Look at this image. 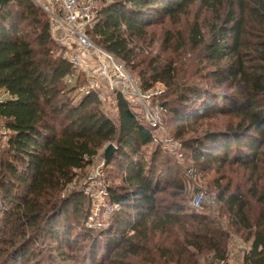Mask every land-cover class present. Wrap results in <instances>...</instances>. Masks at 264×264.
I'll return each instance as SVG.
<instances>
[{
  "label": "trees",
  "instance_id": "trees-1",
  "mask_svg": "<svg viewBox=\"0 0 264 264\" xmlns=\"http://www.w3.org/2000/svg\"><path fill=\"white\" fill-rule=\"evenodd\" d=\"M109 1L89 38L129 73L137 58L131 44L145 35L152 21L172 19L196 2L217 11L221 20L220 10L226 7L222 26L211 41L205 44L196 25L190 44L192 49L202 47L205 59L216 66L214 77L233 92L220 102L211 92L186 85L178 100L199 102L194 119L222 115L237 120L227 132L206 131L193 140L192 158L201 166L237 165L249 173L251 187L245 193H229V188L219 192L214 203L215 208L221 206L218 217L174 203L158 204L156 195L165 188L153 174L166 165L154 160L146 166L142 160V150L155 140L152 130L120 96L115 101L117 124L101 114L95 95L76 100L74 87L65 83L71 66L53 50L46 14L29 0H5L0 5V119L11 135L0 153V213L9 228L0 230V264L32 259L33 246L44 237L51 238L62 257L63 245L69 252L76 250L71 223L81 215L85 199L72 192L63 197L62 192L107 144L116 150L105 166L122 161L125 181L133 189L126 193L107 189L109 202L119 209L91 242L93 264L99 252L100 264H123L128 257L147 264H200L201 259L225 263L230 229L247 233L244 264H264V0ZM174 73L171 64L142 70L141 87L149 90ZM179 118L187 122L184 116ZM249 192L260 205L257 219L246 198ZM130 199L135 201L130 207L134 215L125 211ZM222 209L228 229L218 220ZM156 233L159 239L149 247ZM90 239L86 236L83 242ZM62 260L66 264L72 259Z\"/></svg>",
  "mask_w": 264,
  "mask_h": 264
},
{
  "label": "rangeland",
  "instance_id": "rangeland-1",
  "mask_svg": "<svg viewBox=\"0 0 264 264\" xmlns=\"http://www.w3.org/2000/svg\"><path fill=\"white\" fill-rule=\"evenodd\" d=\"M102 3L105 5L110 1L102 0ZM225 11L226 7L224 6L220 10L221 20H219L217 11L203 7L196 2L186 12L176 15L172 19L164 17L152 21L146 28L145 35L131 44L132 47H135L137 58L133 62L135 68L131 69L129 67L132 78L140 88L141 94L145 96L143 100L145 109L151 113H157L159 117L158 128L152 131L154 142L142 150V160L146 162V166L151 165L154 160L156 162L162 161L166 165L164 170L161 171L160 168H157L153 174L154 177L160 180V185L165 188V192L156 195L158 204L174 203L189 211H195L190 207V202L196 194L201 193L204 209L200 208L201 210L199 209L196 212H203L207 215L212 212L215 216L219 214H217V210L221 206L215 208L212 201L218 193L225 188H229V193H233L235 190L247 192L251 187L249 173L237 165L220 167L217 163L202 166L199 163L194 164L192 158L193 140L201 137L206 131L227 132L228 129L235 127L237 120L222 115L194 119L192 115L199 109V102L193 99L187 103H180L178 97L182 94V89L186 85H191L193 88L202 91H209L219 97L220 102H222L223 97L233 92L227 84L214 77L216 66L205 59L202 47L192 49L190 44L191 35L196 25L205 44H208L212 35H216L218 28L222 26ZM53 42V50L56 52V56L62 55L65 49L54 40ZM170 64L175 67L172 79L166 80L164 83H156L149 90L142 89L139 78V73L142 70L152 68L155 65L163 69ZM98 92L102 97V100L99 101V111L114 124H117V112L113 109L114 105H111L112 93L105 87L99 89ZM73 103L76 102L73 101ZM139 109L142 110L139 105L135 108L130 106V110L136 115L139 122L147 125L143 113ZM179 116H184L187 122H181ZM106 146L97 152V156L88 167L76 172L73 183L68 185L62 192L63 197L72 192L77 195L81 194L85 199L81 215L71 223L73 230L70 233L73 234L77 243L76 250L69 252L65 245L61 248L64 254L63 257H71L72 259L68 260L66 264H93L89 259L92 248L91 242L97 238L100 231L107 228L113 214L119 209L117 205H112L109 202L108 196L103 197L100 190L111 188L116 193H126L133 189L130 185L131 182L125 181L127 177L122 168V161L116 160L107 167L105 165L101 167L103 151ZM5 150V143L0 141V153ZM157 153H160L161 157L158 158ZM167 168H169V171L166 170ZM17 195H20V193H17ZM246 198L252 203V218L257 219L260 205L250 192L247 193ZM134 203L135 201L130 199L125 204V211L132 213L131 215H134L130 208L134 207L132 206ZM222 212L223 214L218 220L221 221L225 229H228L227 215L224 209H222ZM2 215L0 213V230L3 227L8 230L9 228L5 227L6 223L4 222L6 221L3 220ZM230 233L232 237L228 250L235 249V252L232 250L231 258L233 262L238 263L249 245L246 240L247 233H238L235 232V229H230ZM86 236H91V239L83 242ZM158 239L159 234H154L149 241V247H152V243ZM98 241H102V238H98ZM6 245H8L6 249L9 253L12 247L9 242ZM56 248L57 246L51 238H40L32 248V259L29 258L20 264H65L62 260L63 257L58 255L59 252L56 251ZM100 254L101 252L98 253V260L94 264L101 263ZM151 254L157 259L153 250ZM75 258L76 260H74ZM6 261L8 262L9 258H6ZM126 263L147 264L139 258L133 257L123 260V264ZM200 264H209V261L201 259ZM226 264L233 263L226 262Z\"/></svg>",
  "mask_w": 264,
  "mask_h": 264
},
{
  "label": "built area",
  "instance_id": "built-area-1",
  "mask_svg": "<svg viewBox=\"0 0 264 264\" xmlns=\"http://www.w3.org/2000/svg\"><path fill=\"white\" fill-rule=\"evenodd\" d=\"M5 0H0V5ZM33 6L40 9L49 20L52 39L61 45L65 51L60 56L67 61L72 72L65 78L69 87H74L75 98L80 100L90 95H95L99 101V89L105 87L113 95L111 105H114L117 97H121L128 106L139 105L142 110L147 126L152 130L158 128V114L147 111L143 105L145 96L132 78L124 65L111 54L95 45L89 38V32L99 21L100 11L103 8L102 0H29ZM67 49V50H66ZM2 98L0 97V104ZM129 106V108H130ZM11 132L0 119V141L5 145L10 138ZM104 165L102 163L101 167ZM101 173V172H100ZM103 197H107L106 189L100 190ZM203 195L196 194L190 207L199 210L202 207ZM215 203V199L212 204ZM232 250L227 251L226 262L244 264V256L249 250V245L238 263L233 262ZM216 263L210 260L209 264Z\"/></svg>",
  "mask_w": 264,
  "mask_h": 264
},
{
  "label": "water",
  "instance_id": "water-1",
  "mask_svg": "<svg viewBox=\"0 0 264 264\" xmlns=\"http://www.w3.org/2000/svg\"><path fill=\"white\" fill-rule=\"evenodd\" d=\"M115 147L113 144H108L104 151H103V162L104 165L110 160L111 156L113 155V153L115 152Z\"/></svg>",
  "mask_w": 264,
  "mask_h": 264
}]
</instances>
